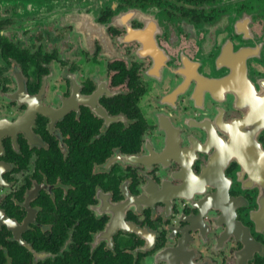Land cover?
<instances>
[{"label":"flooded vegetation","instance_id":"af4514ba","mask_svg":"<svg viewBox=\"0 0 264 264\" xmlns=\"http://www.w3.org/2000/svg\"><path fill=\"white\" fill-rule=\"evenodd\" d=\"M0 264H264V0H0Z\"/></svg>","mask_w":264,"mask_h":264}]
</instances>
